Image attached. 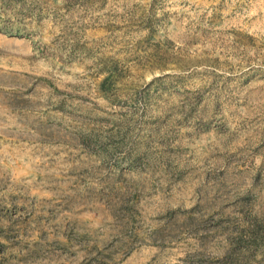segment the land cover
<instances>
[{
  "label": "rangeland",
  "instance_id": "obj_1",
  "mask_svg": "<svg viewBox=\"0 0 264 264\" xmlns=\"http://www.w3.org/2000/svg\"><path fill=\"white\" fill-rule=\"evenodd\" d=\"M255 3L0 0V121L19 123L15 106L47 113L39 109L44 101L27 97L48 90L67 93L77 101L75 115H88L80 124L83 141L76 143L62 136L59 121H40L42 139L33 141L36 165L20 169L15 183L0 171V264L74 255V243L89 253L82 264H110L115 250L111 244L87 247L95 234L84 225L102 222L105 213L120 221L132 216L138 187L133 176L179 159L181 151L172 147L178 126L204 95L227 98L241 85L264 79V24L257 22L250 35L244 15L256 11ZM249 91L254 99L264 88ZM177 96L185 100L177 109L182 119L170 124L172 113L158 101ZM64 103L60 119L70 124L73 112ZM230 176L223 177L225 183ZM245 220L223 209L216 219H205L198 205L188 215L170 216L157 236H195L196 251L186 264H264V224ZM55 234L69 243L48 239Z\"/></svg>",
  "mask_w": 264,
  "mask_h": 264
},
{
  "label": "clouds",
  "instance_id": "obj_2",
  "mask_svg": "<svg viewBox=\"0 0 264 264\" xmlns=\"http://www.w3.org/2000/svg\"><path fill=\"white\" fill-rule=\"evenodd\" d=\"M254 7L255 12L245 11L244 14L250 23V35L256 34L257 22L264 24V0H256ZM261 54L264 55V50ZM257 86L264 88V79L256 80L254 85H241L227 93V98L223 93L218 100L204 95L187 123L178 126L179 138L173 141L172 147L181 151L179 159L173 158L158 168L134 175L133 180L138 187L133 191L136 198L131 200L134 206L132 216L120 221L113 214L105 213L102 222L92 221L84 225L89 234H95V239L90 240L87 247L93 243L99 247L111 244L115 254L110 264H186L189 253L196 251L195 236L180 233L171 241L157 236L170 216L188 215L192 209L202 205L205 219H216L223 209L225 213L241 219L247 217L245 224L249 221L264 224V91L249 99L254 95L249 88ZM188 87L195 89L199 85ZM27 99L44 101L39 109L46 107L48 112H33L28 105L15 106L19 123L13 127L6 121H0L4 124L0 128V136L3 137L0 140L3 145L0 148V171L14 183L19 182L20 169L36 165L33 150L38 152L39 149L33 141L42 139L43 125L40 121H47L49 117L59 121L55 126L62 136L69 143H76L83 141L79 135L80 124L88 119V115H75L77 101L68 99L67 93L57 95L48 90V95H29ZM61 101L65 102L64 108L73 112L70 124L60 119ZM158 103L164 111L172 113L170 124L182 119L177 109L185 103L183 96ZM3 115L6 116L7 111ZM218 124H223L222 130L218 129ZM227 174L231 176L225 183L223 177ZM241 200L244 201L242 209L237 207ZM48 239L69 243L60 234L50 235ZM70 252L74 255L65 253L59 258H43L38 264H82L89 256L82 244H72Z\"/></svg>",
  "mask_w": 264,
  "mask_h": 264
}]
</instances>
